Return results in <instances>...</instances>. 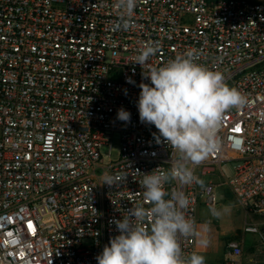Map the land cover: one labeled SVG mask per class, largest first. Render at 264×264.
<instances>
[{
    "label": "built area",
    "instance_id": "2783aa9c",
    "mask_svg": "<svg viewBox=\"0 0 264 264\" xmlns=\"http://www.w3.org/2000/svg\"><path fill=\"white\" fill-rule=\"evenodd\" d=\"M115 3L0 0V264H97L118 234L111 221L150 207L142 173L167 171L179 154L140 122L139 84L150 83L142 71L188 50L246 102L223 113L216 150L189 165L203 187L172 181L165 190L188 196L196 228L216 189L264 215V2L138 0L127 31L113 26ZM150 43L158 51L142 69L132 61ZM121 107L130 122L117 119ZM114 139L118 156L105 160L100 150ZM105 174L126 179L109 187ZM180 244L197 252L196 237ZM224 245L218 264H246L241 240Z\"/></svg>",
    "mask_w": 264,
    "mask_h": 264
},
{
    "label": "clouds",
    "instance_id": "9594fccd",
    "mask_svg": "<svg viewBox=\"0 0 264 264\" xmlns=\"http://www.w3.org/2000/svg\"><path fill=\"white\" fill-rule=\"evenodd\" d=\"M137 4L138 0H116L119 13L113 25L116 30L127 31L132 27L130 20ZM157 51L158 46L150 43L132 63L143 69ZM142 76L150 83L139 84L136 107L140 122L153 125L157 142L162 138L179 154V159L167 171L157 167L142 173L138 183L150 207L135 205L128 209L127 215L111 221L118 234L110 238L95 259L97 264H205L204 255L196 251L185 255L181 248L182 237H197L202 248L208 245L195 222L184 214L190 205L188 196L182 190L169 194L165 185L176 181L181 186L203 187L204 182L189 165H199L216 150L223 113L242 107L245 98L225 82L220 71L197 63L192 50L169 59L163 66L150 68L147 73L142 71ZM126 82L135 84L131 77ZM117 119L128 123L131 113L121 107ZM125 179L126 176L105 174L101 185L111 187ZM169 195L171 198L166 199ZM209 211L215 218L222 215L215 208Z\"/></svg>",
    "mask_w": 264,
    "mask_h": 264
},
{
    "label": "rangeland",
    "instance_id": "374dc122",
    "mask_svg": "<svg viewBox=\"0 0 264 264\" xmlns=\"http://www.w3.org/2000/svg\"><path fill=\"white\" fill-rule=\"evenodd\" d=\"M264 2V0H255ZM101 155L105 160H115L119 152V142L114 139L109 147H103ZM227 176L230 175V165L222 166ZM227 191L215 190L217 205L222 215L215 218L210 208H202L201 222L205 223V232L208 240L206 257L211 261L223 259L225 254V239L236 236L243 243V260L246 264H260L264 261V215L257 214L238 203ZM199 217V216H198ZM253 226L257 233H244V228ZM222 251V252H221Z\"/></svg>",
    "mask_w": 264,
    "mask_h": 264
},
{
    "label": "crops",
    "instance_id": "0c3cea01",
    "mask_svg": "<svg viewBox=\"0 0 264 264\" xmlns=\"http://www.w3.org/2000/svg\"><path fill=\"white\" fill-rule=\"evenodd\" d=\"M202 208H206V207L205 206H200L198 208V211H197V216H199L198 217L197 231L201 234V236H203L206 239L207 236H206V232L204 231L206 225H205V223L201 222ZM196 250H197L198 253H200V254L205 256V263L218 264V263H220L222 261V258H219L221 254L218 257H216V259H214L212 261L208 257H206V254H207L206 253V247H204V248L200 247L197 237H196Z\"/></svg>",
    "mask_w": 264,
    "mask_h": 264
},
{
    "label": "trees",
    "instance_id": "16d2710c",
    "mask_svg": "<svg viewBox=\"0 0 264 264\" xmlns=\"http://www.w3.org/2000/svg\"><path fill=\"white\" fill-rule=\"evenodd\" d=\"M227 195L229 196V194H227ZM227 239H238V238H237L236 236H234V237L226 238L225 241H226Z\"/></svg>",
    "mask_w": 264,
    "mask_h": 264
}]
</instances>
